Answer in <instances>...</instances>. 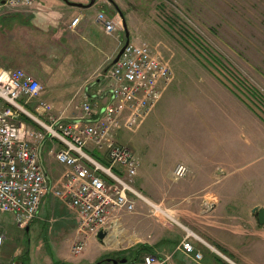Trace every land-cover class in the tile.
<instances>
[{
	"label": "rangeland",
	"instance_id": "1",
	"mask_svg": "<svg viewBox=\"0 0 264 264\" xmlns=\"http://www.w3.org/2000/svg\"><path fill=\"white\" fill-rule=\"evenodd\" d=\"M95 1L93 5L99 6V12L114 20L118 27L116 35L110 33L107 34L109 37H102L104 41H115L117 48L113 55L125 42L124 19L129 42L148 46L152 54L171 70L172 78L162 84L161 99L153 107V112L138 117L131 127L125 126L126 118L121 116L111 135L117 143L133 150L139 159L140 170L146 173L142 181L135 178L133 186L139 189L142 185L148 195L161 193L163 201L159 202L162 204L151 201L140 192L145 199L170 211L175 221L160 212L151 213L146 202L137 200L135 210L121 214L104 241L75 234L74 241L85 240L84 250L71 256L68 241L73 238V233L55 222V209L47 211L46 223L36 219L38 210L29 232L17 228L11 214H1L5 233L1 251H8L9 255L15 253L9 263L19 264L23 260V264H88L90 258L101 252L102 259L115 253L114 259H120L121 255L130 261L133 251L141 244L147 245V242L158 239V245L166 243L170 247L186 234H191L196 249L204 255L200 264H208L206 259L215 264V254L196 239L200 237L199 226L207 219L196 214L195 210L182 215L175 206L180 199L177 189L190 173L188 166L194 167L198 174L203 171L205 163L215 170L213 177L222 180L213 186L227 183L237 193L239 205L225 208L222 217L235 215L240 218L245 231L243 240L253 241L255 230L261 231L264 237V229L250 214L254 206L264 207V0ZM111 44L96 48L87 42H79L64 49L58 47L53 54L44 53L43 47L46 46L25 44L23 50L19 48V54L29 61L25 60L28 64L31 63L40 78L21 69L43 84L42 99L50 103L52 116L65 121L80 118L82 114L78 106L82 99L75 97L70 102V91L99 65L110 52L107 48ZM101 72L90 80L89 94L107 85ZM83 89L80 90L82 93ZM95 101L96 106L101 105ZM22 119L30 133L28 141L34 147L42 146L40 152L46 169L49 165L51 169H60L54 153L57 148L54 152L49 150L53 143L45 130L29 116L23 115ZM33 134H41L43 138H35ZM89 154L96 157L97 152ZM176 165L186 168L185 176L174 178L172 170ZM215 197L213 203L219 201ZM200 198L202 194L192 192L187 196L195 203ZM55 199L49 192L41 205H52ZM65 207L62 209L72 216L74 226H71L75 230V213ZM233 208L239 213H231ZM112 237L117 240L116 245L110 244ZM247 245L242 252L245 258L228 250L225 251L236 261L225 256L237 264H253L257 249L261 257L255 264H264V249L253 243ZM116 252L119 255L116 256ZM141 252L135 257L148 253ZM167 255L157 256L166 264Z\"/></svg>",
	"mask_w": 264,
	"mask_h": 264
},
{
	"label": "built area",
	"instance_id": "2",
	"mask_svg": "<svg viewBox=\"0 0 264 264\" xmlns=\"http://www.w3.org/2000/svg\"><path fill=\"white\" fill-rule=\"evenodd\" d=\"M6 4L28 8L32 0H6ZM78 20L74 18L69 27ZM97 20L107 34L117 28L114 20L103 13L97 15ZM171 78L169 67L154 56L148 46L129 43L105 71L106 87L94 93V97L102 99L101 105L82 100L78 106L81 117L65 121L51 115L52 107L42 99L44 86L38 79L21 68L0 67V215L11 214L16 227L24 229L50 192L74 211L78 235L95 237L99 231H110L121 214L135 210L137 200L146 202L133 186L139 160L133 150L113 139L112 129L121 116L126 118L125 126L131 127L138 117L148 114L161 96L162 84H167ZM23 115L45 130L53 143V152L57 148L56 160L68 168L58 187L48 183L39 160L42 146L34 147L28 141L30 133L22 123ZM33 136L43 138L41 134ZM89 146L102 152V156L92 157ZM187 172L183 165H177L173 175L179 178ZM147 204L153 214L159 213V205ZM192 236L186 234L177 249L199 262L202 253L195 249ZM4 240L0 221V249ZM84 243V239L73 242L70 253L80 254ZM210 249L222 264H237L218 250ZM164 262L156 255L145 254L134 264Z\"/></svg>",
	"mask_w": 264,
	"mask_h": 264
},
{
	"label": "crops",
	"instance_id": "3",
	"mask_svg": "<svg viewBox=\"0 0 264 264\" xmlns=\"http://www.w3.org/2000/svg\"><path fill=\"white\" fill-rule=\"evenodd\" d=\"M70 1L82 3L84 5L88 4L89 2V0ZM26 7L27 6L25 5H19L17 7L8 6L6 4L4 5L0 0V67L5 69L23 68L30 71L33 76L40 78L39 73L34 70V67L31 65V63L28 64L26 62L28 60L25 59V61L23 56L19 54V48L20 50H23V45L25 44L46 46L45 48L43 47L44 53L53 54L54 50L58 49V47L64 49V47L67 45H75L79 42H87L88 44L96 46V48H104V45L112 43L113 45L111 44V46L107 48V50H109L110 52L107 51V55L100 61L99 65L96 68L91 70L86 79H84L83 81H79L71 89L68 97L70 102L73 101L75 97H77L78 100H85L89 98L90 101H94L91 102V104L93 105H96L95 100H98L99 103H102V99L94 98V96H92L93 94L88 93L87 86H89L90 80L98 73V71H101L108 65L106 61H109L110 63V58H114L115 55L113 54L117 48V45L114 40L108 42L107 39L105 41L102 39V37L107 38L109 36L103 30L102 24L97 20L99 6L91 5L86 7H77L68 5L63 0H32L31 7ZM76 17H79L78 23L74 26L69 27L71 21ZM99 37H101V39ZM15 45H17V48H15ZM82 89L83 93L80 91ZM50 101L53 100L51 99ZM51 148L52 147L49 146V150ZM89 150L90 152H97L96 155L98 157L102 156V152L97 151L96 149L92 148V146H89ZM39 160L40 163L42 162V165L45 164L43 162V156L41 155V152L39 154ZM58 165L60 169H51V165H49V167L46 169V164L43 166L48 177V182L50 186L53 187H58L61 184L62 174L68 169L63 164L58 163ZM188 168L190 170L189 176H185V179L177 189L180 199L176 201L175 206L178 208V211L182 215H186V212L195 210L196 214H200L201 216H204L205 219H207L204 221L203 225L199 226V230H197L202 239L200 237L199 238L209 245H213L214 243L213 246H215V248L227 254L234 260L235 257L229 252H232L235 255L240 256L241 258H245L242 256L243 248L248 247L247 244L249 243H253L257 248L264 249V237L262 236L261 231L255 230L254 237H252L254 239L253 241L247 239L243 240V237L245 236H243L242 234H244L245 231L240 225V218L235 215H226L225 217H222L221 215L224 212L225 208H227L228 206L234 207L239 205L235 189L233 191L232 186L227 183L221 184V186L219 187L213 186L218 181L222 180H216L213 177L215 170L213 168H210L207 163H205L203 171L200 170L198 174L196 173V171H194V167L188 166ZM145 176V171L138 168L135 178H137V180L139 181H142ZM141 186L142 185H139L138 190L146 194L148 199H151V201L153 202L156 201L157 203L162 204V202H159L163 201V196L160 195L161 193H155L153 194V196L148 195L147 193H145L144 187ZM236 188L239 189L238 187ZM221 189H223L224 191L222 192ZM190 192L200 195L202 194V198H200L201 200L198 201V203H195V201L192 200H188L187 196L190 194ZM215 196L219 198V201L213 203L216 198ZM60 206L64 208L66 205L59 198H56L52 205H49V203L46 205L44 204V206L41 205V207H39V214L37 215L38 218L36 219H41V221L45 222L47 211H49L50 208L55 209V222L58 223V225L59 223H61L63 226L68 227L69 230L73 233V238L68 241L70 250V246L72 245V243L77 241H74L75 234H78L75 232L76 228L75 230L72 229V226H74L72 216L67 215L66 210L62 209ZM252 207L253 205L251 206V208ZM231 213L237 214L239 213V211L238 209L233 208L231 210ZM217 217L221 219L216 220ZM30 223L28 224L27 232H29ZM69 226H71V228ZM262 228L264 229V227ZM158 241V239H153L150 242H147L146 246L150 247L151 253L157 254L159 256L169 254L167 255L169 257L168 260H166V264H200L204 259L203 254L202 260H200L199 262L193 261L191 256H186L182 251L177 249L179 241L177 243H173V245L170 247H167V245H165L166 243H163V245H158ZM225 250H228L229 252ZM7 252H0V264H10L9 259H13L15 257L14 252L10 255ZM103 254L106 255L107 253L103 252ZM71 256L75 255L71 254ZM101 256L102 252L99 253L96 257L90 258L88 264H93ZM259 257H261V255L256 249V255L254 256L255 261L253 264L258 262L257 258ZM213 259L215 260L213 261L215 264H220V261H218L215 256ZM238 261L240 262V260ZM206 262L208 264H212L208 259H206Z\"/></svg>",
	"mask_w": 264,
	"mask_h": 264
},
{
	"label": "water",
	"instance_id": "4",
	"mask_svg": "<svg viewBox=\"0 0 264 264\" xmlns=\"http://www.w3.org/2000/svg\"><path fill=\"white\" fill-rule=\"evenodd\" d=\"M66 4L68 5H71V6H77V7H86V6H91L95 0H89V3L84 5L82 3H76V2H72V1H69V0H63ZM1 3H4V0H1ZM121 15V13H120ZM122 16V15H121ZM123 28H124V36H125V42H124V45L123 47H121L119 49V51L117 52V54L115 55L114 59L112 60V63L111 64H114L119 56L122 54L123 52V49L124 47L129 43V38H128V32H127V29H126V24H125V20L123 19ZM251 213L253 215V217L255 218L256 220V224L259 225V226H262L264 227V207H261V206H254L251 210ZM28 230V226L25 228V231ZM106 235V232H103V231H99L96 235V238L102 242V240L104 239ZM105 261L107 263H111V264H125L127 262V259L126 258H121V259H114V258H106ZM19 264H22V263H19ZM93 264H100L99 261L97 262H94Z\"/></svg>",
	"mask_w": 264,
	"mask_h": 264
},
{
	"label": "trees",
	"instance_id": "5",
	"mask_svg": "<svg viewBox=\"0 0 264 264\" xmlns=\"http://www.w3.org/2000/svg\"><path fill=\"white\" fill-rule=\"evenodd\" d=\"M97 156V155H96ZM96 158H98V156L96 157ZM141 251H148V253H151V250H150V247H148V246H146V245H139L138 246V248H136V250H134L133 251V258L130 260V264H132V263H136L137 261H140V259H141V257L142 256H139V257H135L136 256V254H139V253H142ZM117 255H119L117 252H116V256ZM113 258V257H115V253H110V254H107L106 256H105V258H99L98 259V261L100 262V263H104L103 262V260L105 261V259L106 258ZM120 258H125V257H121V255L119 256ZM97 261V260H96Z\"/></svg>",
	"mask_w": 264,
	"mask_h": 264
},
{
	"label": "bare ground",
	"instance_id": "6",
	"mask_svg": "<svg viewBox=\"0 0 264 264\" xmlns=\"http://www.w3.org/2000/svg\"><path fill=\"white\" fill-rule=\"evenodd\" d=\"M141 196V195H140ZM141 199H143V200H145L147 203H152V204H154V205H159L160 207H161V205L160 204H155V203H153V202H151L150 200H148V199H145L144 197H140ZM137 202V201H136ZM146 203V204H147ZM136 205V204H135ZM148 205V204H147ZM149 206V205H148ZM151 211V210H150ZM159 212L160 213H162V214H164L165 216H167V217H169V218H171L172 220H174L175 221V219L173 218V215H171V213H169L168 211H166V210H164V209H162V207H161V209H159ZM151 213H152V211H151ZM145 221V220H144ZM184 228V227H183ZM186 229V228H185ZM188 231V233H192V234H194L192 231H190V230H187ZM195 235V234H194ZM197 238H199L198 236H197ZM111 239V238H110ZM111 243V245H116L117 244V240L116 239H114L113 237H112V239H111V241H110ZM209 247L210 248H212L210 245H209ZM226 257V256H225Z\"/></svg>",
	"mask_w": 264,
	"mask_h": 264
}]
</instances>
